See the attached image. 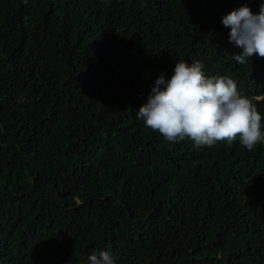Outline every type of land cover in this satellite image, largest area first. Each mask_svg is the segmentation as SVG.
Listing matches in <instances>:
<instances>
[{"label": "trees", "instance_id": "1", "mask_svg": "<svg viewBox=\"0 0 264 264\" xmlns=\"http://www.w3.org/2000/svg\"><path fill=\"white\" fill-rule=\"evenodd\" d=\"M262 4L0 0V264H264V143L196 148L137 116L180 60L264 116V58L238 63L222 23Z\"/></svg>", "mask_w": 264, "mask_h": 264}, {"label": "clouds", "instance_id": "2", "mask_svg": "<svg viewBox=\"0 0 264 264\" xmlns=\"http://www.w3.org/2000/svg\"><path fill=\"white\" fill-rule=\"evenodd\" d=\"M222 23L231 29L229 42L242 49L233 55L238 63L246 64L254 55L264 58V4L259 14L245 6L223 17ZM137 116L167 141L189 139L196 148L239 140L251 151L264 143V116L257 106L238 91L233 79L206 76L200 61H176L171 78L162 74L156 80ZM89 264H116V260L110 250L102 251L93 253Z\"/></svg>", "mask_w": 264, "mask_h": 264}, {"label": "rangeland", "instance_id": "3", "mask_svg": "<svg viewBox=\"0 0 264 264\" xmlns=\"http://www.w3.org/2000/svg\"><path fill=\"white\" fill-rule=\"evenodd\" d=\"M37 246L39 247V242L37 243ZM39 250H41L40 248H39ZM41 251H46L47 252V250H41ZM23 256V257H22ZM22 256H18L17 255V258H18V260L20 261L21 259H27L26 257H28V255H27V253L26 252H22Z\"/></svg>", "mask_w": 264, "mask_h": 264}]
</instances>
